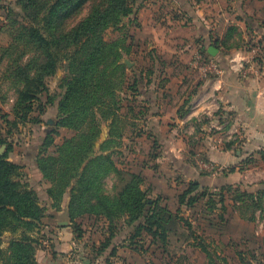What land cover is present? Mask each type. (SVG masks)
<instances>
[{
  "label": "trees",
  "instance_id": "16d2710c",
  "mask_svg": "<svg viewBox=\"0 0 264 264\" xmlns=\"http://www.w3.org/2000/svg\"><path fill=\"white\" fill-rule=\"evenodd\" d=\"M16 3L24 13L25 21L17 18L12 21L16 26L14 42L6 47L5 53L15 44L18 47L23 44L26 50L14 59L16 66L11 72V76L23 84L18 91L13 124L18 125L20 120L41 121L39 115L46 111V103L53 101L51 97L46 103L41 99V94L49 95L46 80L57 72L61 58L66 57L70 69L63 80L65 91L59 100L57 127H67L76 133L56 145L53 151L50 148L54 146L55 134L46 135L43 147H39L36 164L49 182L46 192L54 199V205L59 206L64 195L69 193L72 222L85 214L108 222V235L102 241L100 251L113 244L121 219L133 227L128 243L132 249L143 253L156 245L169 254L171 236L182 225L192 227V222L182 213V206L192 209L202 199H207L210 210L221 211L220 214L227 211L226 199L232 185L221 186L217 192L202 186L199 180H191L178 194L179 205L174 211L161 201V196H149L150 188L144 187L142 172L126 171L117 163L114 154L121 147L118 141L123 137L120 126L123 103L128 99V89L132 93L137 90L139 78L136 74L130 76L126 72L127 65L121 62L124 54H132L131 45L125 46L124 40L122 44L119 40L109 42L104 34L111 27H120L126 18L136 16V0H16ZM87 4L90 5L88 15L66 28L65 19ZM214 46L224 54L230 47L227 41L219 39L215 40ZM27 47L44 59L20 64ZM223 47L226 48L222 50ZM205 51L213 57L207 49ZM215 60L225 70L222 62ZM35 112L39 115L31 116ZM104 121H109L111 129L97 151ZM3 144H7V149L0 159V237L6 231L21 234L12 237L6 249L0 239V264H38L36 251L40 242L33 233L41 226L46 208L41 204L37 190L23 180L24 165L9 159L12 144L0 137V145ZM262 154L264 157V151ZM250 160L244 161L245 164ZM111 175L122 182L113 194L105 188L106 179ZM233 198L242 207L252 208L250 215L244 213L249 220L255 219L257 210H264V188L256 192L237 191ZM74 226L81 235L79 224ZM195 236L197 241L193 245L207 254L210 264H219L216 250H212L204 238ZM116 254L114 247L110 255ZM237 254L245 264H253L241 250ZM223 260L227 263L226 258Z\"/></svg>",
  "mask_w": 264,
  "mask_h": 264
},
{
  "label": "rangeland",
  "instance_id": "374dc122",
  "mask_svg": "<svg viewBox=\"0 0 264 264\" xmlns=\"http://www.w3.org/2000/svg\"><path fill=\"white\" fill-rule=\"evenodd\" d=\"M140 2L141 0H136L137 5ZM89 9L90 5L87 4L80 11L74 12L65 19L64 26L69 29L76 25L88 15ZM23 15L24 13L17 5L16 0H0V137L7 139L8 143L13 146L9 159L24 165L23 180H27L37 190L39 197L43 198L45 194L44 181L39 179L42 173L36 169V156L39 147H43L44 138L52 132L55 134L54 146L52 145L50 148L52 151L55 150L56 145L62 144L65 138L71 137L76 133L67 127H57L59 121V100L65 91L63 80L70 68L69 60L66 57H62L57 72L47 78L46 83L49 88V95L47 93L41 94V99L46 103L48 98L51 97L53 101L46 103V111L42 115H39L38 112L31 114L33 117L39 115L40 122L32 120L23 122L20 120L18 125L13 124V120L16 119L15 103L18 91L23 84L11 76V72L15 70L16 66L14 59L17 56L19 57L20 52L26 50V48L23 44H20L19 47L15 44L16 47H12L7 54L5 50L6 47L14 42L13 35L16 26H13L12 21L16 18L20 21H25ZM140 27L141 25L135 19L126 18L120 27H111L106 30L104 37L109 42L119 40L122 44L124 40L125 46L129 44L133 46L131 56L124 54V59L121 60L122 64L127 65L126 59H129L132 62L129 67L139 66V69L143 67L144 70H153V68L161 70L162 67L165 69V65L162 64L163 59H158L156 66H153V62L147 55V44L149 43H138L137 39L142 34ZM131 36H134V38L130 39ZM259 38L257 34L252 32L244 39L243 47L247 51L252 52L242 61L238 60L237 63L239 65L242 63L248 68L249 66L247 65L252 60L259 59L260 63L264 62V43L262 41L259 42ZM4 53L6 57H4ZM223 58L224 68L233 70L240 75V70L233 68L236 63L233 64L231 58L226 54ZM32 59L42 61L44 58L31 47H27L25 56L19 63L23 65ZM163 61L168 66L166 70H173V57H167ZM262 66L257 67L258 70H250L249 75L258 72L257 75H263V79L264 68ZM128 70L129 68L126 70L127 73L129 72ZM176 99L174 100L178 101L180 96H177ZM215 112L217 114H215L214 122L208 123L210 119L205 120L206 114L201 116V119L205 120L203 122L207 123L204 124L207 131H197L194 140L186 139L185 137V140L183 139L179 142V140L173 139L175 146L172 151L163 147L159 150L154 145L153 140L139 136L138 133L142 123L139 122L141 123L139 124L127 118L129 115L121 112L123 122L120 126H122L124 137L118 141L121 142V148L118 149L114 156L118 165L124 170H140V172H143L145 177L144 187L150 188L149 196L151 198L161 196V201L168 204L175 211L179 205L178 194L187 187L191 180H199L202 186L210 188L211 191L217 190V192L221 186L232 185L233 187L232 191L227 194L228 209L221 214V211L209 209V204L206 203L207 199H202L192 209L182 206V213L192 222V227L182 225L178 228L177 233L171 236L169 254L164 253L162 250L157 252L146 250L137 255L133 251L126 249L130 248L128 243L134 231L131 225L121 219L117 234L113 239V244L115 245L114 242H116L120 249H118L119 252L116 255L112 256V260L119 262V264L123 260L126 261V259L131 261L130 264L133 262L135 264H173V260L178 261L176 264H181L184 260H187L188 264H201L202 253L196 249L199 247L193 245L197 241L195 238L197 234V237H200V239L201 237L204 238L210 244L212 250H216L215 256L218 257L219 264H245L237 255L239 250L248 258V262L252 260L253 264L264 263V210L263 212L257 210L255 219L249 220L245 214L250 215L252 208L242 207L241 203L239 201L235 203L236 201L233 198L237 191L256 192L259 188H264V157L262 154L264 145L259 149H255L251 144L255 141L249 140L247 130L241 126L242 124H234V128L228 131L222 129L224 125L221 124V119H219V116L222 115L221 109L219 108ZM223 115V119L226 122L231 120L226 114L223 113ZM136 123L138 124L136 125ZM189 126L190 119H186L183 123L175 122L176 136L188 134ZM110 129L109 121L102 122L100 138L96 144L97 151H99L101 143L108 138ZM55 131L57 132L55 133ZM239 139L244 148L243 158L236 156L233 151L228 152L224 149L227 142ZM163 145H167L166 140H160L158 146ZM249 159H251L250 162L245 164L244 161ZM241 161L243 164H240ZM239 167L243 169L240 170L238 169ZM118 180L114 175L106 179L105 188L108 193L113 194L122 186V182ZM44 201L43 203H45ZM80 220L82 227L91 225L93 226L92 231L96 229L95 235L93 233L86 235L87 238L89 236L87 239L88 243L90 244L94 239L95 242L99 241L102 243L108 235V224H104V219L92 220L83 218ZM45 221L50 222L52 219L45 218ZM78 222L79 220L73 221L71 228H75L74 225ZM20 234L21 232L15 234L11 231L4 232L0 237L2 247L6 249L9 245V240L12 237L20 236ZM146 246H149L148 243ZM94 256L95 260L100 259L102 261L105 259L103 256L95 254ZM223 258L227 259V263Z\"/></svg>",
  "mask_w": 264,
  "mask_h": 264
},
{
  "label": "crops",
  "instance_id": "0c3cea01",
  "mask_svg": "<svg viewBox=\"0 0 264 264\" xmlns=\"http://www.w3.org/2000/svg\"><path fill=\"white\" fill-rule=\"evenodd\" d=\"M136 7L137 13L133 19L141 25L142 33L137 40L141 44L149 43L147 55L153 66H156L158 59L173 57V70H166L168 66L163 60L165 69L162 67L161 70H156L153 66V70H144L143 67L139 69V66L129 67L131 64H127L129 75L136 74L139 83L135 93L128 89V99L123 103L122 112L129 115L127 118L142 123H139V136L153 140L159 150L163 147L172 151L175 146L173 139L179 142L185 137L194 140L197 131H207L204 126L207 123L203 121L210 119L208 123L214 122L217 114L215 110L220 108L222 115L219 119L224 125L222 129L228 131L234 128V124H242L249 140L255 141L251 144L255 149L261 148L264 145V78L262 79L263 75H257L258 72L249 75V71L258 70L257 67L264 65V62L252 60L247 65L248 68L244 65L239 69L240 75L226 68L223 76L218 78L202 76L199 70L191 66L189 60L198 48H202L207 49L223 64L225 54L217 49L216 53L210 51L211 47L216 48L214 42L217 39L228 42L230 47H227L229 49L226 55L230 58H239L237 60L240 61L248 57L252 51H247L243 44L249 33L257 34L259 42L264 43V0H141ZM133 38L134 36L130 37ZM239 67L237 64L233 68ZM177 96H180L178 101ZM223 113L231 120L226 122ZM203 114L207 115L205 120L201 119ZM186 119H190L188 134L176 136L175 122L183 123ZM160 140H166L167 145L158 146ZM224 149L233 151L239 158L244 152L240 139L227 142ZM242 161L240 164H243ZM36 169L39 170L38 167ZM39 179L44 181L45 194L40 202L46 211L41 226L33 233L40 242L36 251L38 264H119L110 255L114 247L119 252L120 246L116 242L102 251L99 241L95 242L94 239L88 243L89 236L87 238L86 235H95L96 229L92 231L91 225L82 227L80 219L97 218L89 214L78 217L77 221L79 220L78 224L82 229V234L79 235L75 228H71L72 221L69 224L63 223L68 218L69 193L56 206L54 199L46 192L49 182L43 176ZM45 218H51L52 221L46 222ZM104 224H108L105 219ZM126 249L140 255V252L131 247ZM196 249L202 253L201 264H210L207 254L200 248ZM149 250L157 252L161 248L151 245ZM94 254L105 259L95 260ZM177 262L173 260V264ZM130 263L129 259L121 262ZM181 264H188L187 260Z\"/></svg>",
  "mask_w": 264,
  "mask_h": 264
},
{
  "label": "built area",
  "instance_id": "2783aa9c",
  "mask_svg": "<svg viewBox=\"0 0 264 264\" xmlns=\"http://www.w3.org/2000/svg\"><path fill=\"white\" fill-rule=\"evenodd\" d=\"M231 61L233 62V64H239L237 63L238 60L234 57L231 58ZM190 64L194 69L199 70L204 77L214 76L220 78L224 74L223 67H221L220 64L215 60V58L209 56L205 49L202 48H198L194 52L190 60ZM243 67L244 65L241 63L238 69H242Z\"/></svg>",
  "mask_w": 264,
  "mask_h": 264
},
{
  "label": "water",
  "instance_id": "95a60500",
  "mask_svg": "<svg viewBox=\"0 0 264 264\" xmlns=\"http://www.w3.org/2000/svg\"><path fill=\"white\" fill-rule=\"evenodd\" d=\"M210 51H211L212 53H216V48L211 47V48H210ZM126 63H127L128 65H130V64H131V61H130V60H126ZM6 147H7L6 144H3V145L0 146V159L2 158L3 154H4L5 151H6ZM67 213H68V218H67V221H64V222H63L64 224H69V223L71 222V218H70V215H69V204H68V207H67Z\"/></svg>",
  "mask_w": 264,
  "mask_h": 264
}]
</instances>
